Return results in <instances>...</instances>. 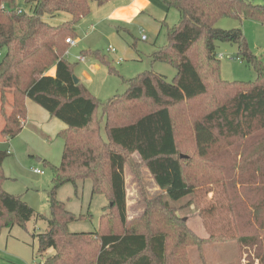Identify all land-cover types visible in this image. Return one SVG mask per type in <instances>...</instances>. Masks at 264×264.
Returning a JSON list of instances; mask_svg holds the SVG:
<instances>
[{
  "label": "trees",
  "instance_id": "16d2710c",
  "mask_svg": "<svg viewBox=\"0 0 264 264\" xmlns=\"http://www.w3.org/2000/svg\"><path fill=\"white\" fill-rule=\"evenodd\" d=\"M110 1L25 0L31 8L28 15L18 10L16 0H0V50L6 53L0 61L1 137L15 139L22 133L28 100L66 124L59 134L64 145L61 164L44 161L53 177L50 218L4 190L3 165L12 153L0 150V231L26 226L35 217L45 220L49 229L33 236L42 264H191L186 248L197 235L167 201L148 195L142 168L175 202L195 192L200 176L224 181L227 170L213 159L237 145V180L250 203L249 226L255 230L239 241L255 249L259 264H264V62L249 47L241 27H218L222 19L241 25L249 19L264 26V4L162 0L168 13L175 10L182 19L171 30L169 44L156 47L151 58L152 64L178 70L172 83L158 73H142L127 80L125 94L100 103L82 82H74L66 40L77 39L78 25L90 16L93 2L102 7ZM63 13L71 21L58 26L47 21L61 19ZM163 27L168 28L166 22ZM220 43L238 47V58L254 69L255 81L221 78ZM93 55L113 70L106 56L83 52L84 57ZM53 68L55 76L48 74ZM251 137L256 142L244 146ZM127 169L135 175L145 205L139 219L128 214ZM85 181L92 183L93 195L106 196L109 208L98 230L72 233L69 226L86 216L69 211L57 190ZM51 250L52 256L47 255Z\"/></svg>",
  "mask_w": 264,
  "mask_h": 264
},
{
  "label": "rangeland",
  "instance_id": "374dc122",
  "mask_svg": "<svg viewBox=\"0 0 264 264\" xmlns=\"http://www.w3.org/2000/svg\"><path fill=\"white\" fill-rule=\"evenodd\" d=\"M263 5L264 0H250ZM95 8L97 7L96 3ZM18 10L30 14L31 8L26 6L25 0H16ZM168 28L163 27L160 35L146 31L149 38L143 41L139 29L130 28L129 31L115 32L113 39L102 40L92 49L106 56L113 70H110L100 59L87 56L84 61L82 50L93 38L82 35L83 22L77 28V36L83 38L84 43L76 47L69 46L67 60L74 65V76L86 87L90 94L100 103L109 101L113 96L125 94L129 88L127 80L133 79L142 73L153 72L165 77L172 83L178 70L163 63L152 64L151 56L156 47L169 44L171 30L177 28L181 22L177 11H170ZM47 21L54 26L61 25L65 21H71L69 14L63 13L61 19H50ZM218 27L223 30H232L241 27L249 47L262 58L264 62V26L260 23L247 20L241 25L240 22L230 19H222ZM138 28V27H137ZM20 34L19 27H16ZM77 37V38H78ZM77 40V39H76ZM114 48L116 52L110 51ZM218 56L221 63V78L228 82L255 81L257 78L254 69L238 58V47L227 43H220ZM128 50L121 55V50ZM131 53V54H129ZM5 50H0V61L5 56ZM118 56V58L116 57ZM120 63H117V61ZM94 65L100 66L98 70ZM98 110H102L99 106ZM104 137L106 138L105 133ZM15 140L12 145V141ZM58 140L49 139L44 146L41 141H35L29 146L20 140L10 139L12 153L6 160L4 178V190L14 196L21 197L38 214L50 218L49 194L53 186L51 166L60 165L63 154V145L56 144ZM251 137L247 144L255 143ZM55 144V145H54ZM33 145V146H32ZM7 149L9 150L8 144ZM234 145L221 152L213 159L214 165L223 166L227 171L225 180L216 182L212 176H200L195 182V192L178 201H171L168 195L154 184L153 177L146 167L142 168L143 187L148 191L150 197H162L173 208L174 214L183 220L186 226L192 230L197 239L188 246L186 251L190 256L191 264H259L255 256V249L243 246L239 239L253 236L254 228L249 226L251 221L250 203L244 201L245 194L239 187L237 177L239 176ZM41 161H40V160ZM136 159L141 161L136 155ZM41 169L44 174L35 173V169ZM128 190V214L130 219H139L145 213V205H142V194L137 185L136 177L127 169ZM57 197L66 204L68 210L77 217L85 215L79 221L73 222L69 227L72 233L94 232L100 227V218L104 211L109 208V202L105 195H93L92 183L85 181L78 183L77 188L73 184L57 190ZM157 214V212H156ZM49 229L44 220L33 218L26 226L15 225L13 229L4 227L0 231V264H36L44 258L38 255V242L33 236L44 233ZM54 250L47 255L52 256Z\"/></svg>",
  "mask_w": 264,
  "mask_h": 264
},
{
  "label": "crops",
  "instance_id": "0c3cea01",
  "mask_svg": "<svg viewBox=\"0 0 264 264\" xmlns=\"http://www.w3.org/2000/svg\"><path fill=\"white\" fill-rule=\"evenodd\" d=\"M96 5V8L94 4L92 5L90 16L81 21L84 24L82 27V35L86 38L93 37L86 46L87 49L85 51L88 53H93L94 51H92V49L102 40L113 39L115 32L120 33V31L124 30L129 31L130 28L134 30L142 28L145 34L147 33L146 31H148L160 35L162 24L166 22V25L169 26L168 21L170 19V14L168 13L166 4L162 0H112L102 7L98 4ZM148 40L149 38L146 41ZM75 41L76 45L74 47L84 43L81 37H78ZM82 52H84V50H82ZM121 52V55H123L127 53L128 50L123 49ZM82 57H84L83 54ZM116 57L118 58V56ZM120 61L121 60L117 61V63H120ZM99 68L100 66L98 65L93 66L95 70ZM48 74L55 76L56 68L51 69ZM27 115L26 124L22 129V133L16 138L17 141L20 140L23 143H27L29 146L35 141L38 144L41 141L44 146L49 147L47 141L53 138L58 140L56 144L59 146L63 145L59 134L66 128L65 123L52 117L51 114L47 113L42 107L31 100L27 101ZM2 125L3 116H0V150L7 149L6 146L8 144L9 151L12 153V145L15 143V140H13L12 145H10V139L1 137ZM5 168L6 161L3 165V173H5ZM41 262H43V260Z\"/></svg>",
  "mask_w": 264,
  "mask_h": 264
},
{
  "label": "built area",
  "instance_id": "2783aa9c",
  "mask_svg": "<svg viewBox=\"0 0 264 264\" xmlns=\"http://www.w3.org/2000/svg\"><path fill=\"white\" fill-rule=\"evenodd\" d=\"M144 32H145L144 29H142V28L139 29V34H141V38H142V40H143V41H146L148 38H147V35H146ZM66 43H67L69 46H72V47H74V46L76 45V41H75L74 39H71V38L67 39V40H66ZM110 51H112V52H116V50H115L114 48H110ZM79 59H80L81 61H84L85 57H81V58H79ZM35 172H36L37 174H43V171H42V170L35 169ZM33 264H34V263H33ZM36 264H42V262H41V263H36Z\"/></svg>",
  "mask_w": 264,
  "mask_h": 264
},
{
  "label": "water",
  "instance_id": "95a60500",
  "mask_svg": "<svg viewBox=\"0 0 264 264\" xmlns=\"http://www.w3.org/2000/svg\"><path fill=\"white\" fill-rule=\"evenodd\" d=\"M73 79H74V82H75L76 84H79V83H80V80H79L76 76H73Z\"/></svg>",
  "mask_w": 264,
  "mask_h": 264
}]
</instances>
